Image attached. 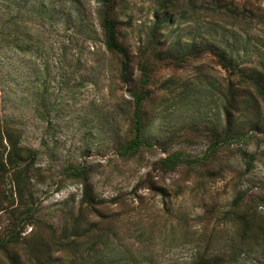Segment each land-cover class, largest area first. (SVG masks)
I'll return each instance as SVG.
<instances>
[{
	"label": "rangeland",
	"instance_id": "1",
	"mask_svg": "<svg viewBox=\"0 0 264 264\" xmlns=\"http://www.w3.org/2000/svg\"><path fill=\"white\" fill-rule=\"evenodd\" d=\"M168 1L113 0L118 38L131 57L133 81L124 84L119 56L105 50L100 34L94 38L90 32V22L100 31L99 0H76L86 19L81 34L72 27L71 0H0V125L13 127L21 146L35 153L31 190L38 221L62 229L75 219L88 228L100 220L81 208L82 184L67 174L69 166L81 165L95 197L104 203L98 208L104 221L117 224L122 249L139 242L142 231L150 246L149 264H190L194 246L173 239L182 234L173 228L175 216L203 217L204 203L226 204L237 192H247L249 202L264 212V101L258 98V115H250L253 88L212 52L195 49L171 61L164 48L174 37L188 48L201 38L214 39L221 48L237 40L235 47L244 49L240 54L263 70L264 0H224L239 12L260 8L258 19L238 24L209 16L204 0H196L194 7L188 0H172L171 7ZM167 7L178 18V34L169 36L173 24L151 33L155 14ZM141 62L149 76L144 134L153 146L126 158L117 148L130 137L129 89L140 85ZM229 88L244 95L247 108L230 110L244 136L216 146L215 132L227 120L223 94ZM177 151L189 158L214 153L204 166L160 169L157 161ZM7 182H0V190ZM202 221H190L187 229H201ZM225 243L215 242L217 247ZM241 264H264V251L254 249Z\"/></svg>",
	"mask_w": 264,
	"mask_h": 264
},
{
	"label": "trees",
	"instance_id": "2",
	"mask_svg": "<svg viewBox=\"0 0 264 264\" xmlns=\"http://www.w3.org/2000/svg\"><path fill=\"white\" fill-rule=\"evenodd\" d=\"M102 9L99 10V32L93 24L90 25V32L94 38L98 34L102 37V43L107 52L117 54L120 58V81L124 84H131L133 81L131 73V57L126 46L118 38L117 22L112 17L113 0H99ZM207 4L206 10L209 16L221 19L232 18L237 24L246 20L258 19L259 7L249 10H239L224 0H204ZM191 7H194L196 0H188ZM71 14L74 15L72 27L80 34L85 30V16L82 11L76 8V0H71ZM73 4V5H72ZM172 6L173 1H168ZM191 14H195L194 11ZM156 20L153 23L151 33L159 29L165 30L166 26L173 24L167 30L169 36L178 34V25L172 8H162L155 14ZM253 18V19H252ZM217 27V25H216ZM212 27L210 29H216ZM224 36V35H223ZM99 37V36H98ZM215 38L214 35H212ZM225 35L223 38L225 39ZM195 39L192 40L194 42ZM234 45H225L223 48L214 39L208 43L207 39L201 38L200 43H192L189 48L182 44L176 37L164 48V57L167 60H175L177 57L185 58L187 54L209 51L230 70L232 74L239 76L243 82L249 83L253 88L249 97L253 103L249 110L250 115H258L254 106L257 99L264 101V61H260V67L250 65L245 59L244 49H237ZM241 50V51H240ZM141 75L139 87L129 89V95L133 101L131 113L130 137L117 148L121 157L130 158L139 152L141 148H151L152 143L144 134V101L147 92L144 91L149 76L147 64L141 62ZM243 93L229 88L223 94L224 112L226 123L224 127L215 132L213 144L218 146L219 141L223 144L235 142L244 136L235 127L231 111L236 106L247 108L241 99ZM250 120V119H249ZM254 122L251 116L250 122ZM213 152L205 155L189 158L181 152H173L159 161L160 169L170 171L182 164L189 166H204L212 156ZM35 153L29 151L20 144V133H17L11 126L0 125V182H8L4 189L0 190V264H149L151 261L150 246L143 238L145 233H139V242L130 243L128 248L122 249L117 241V233L112 220H105L98 208L104 204L97 200L93 187L90 184L88 175L81 165H72L67 168L70 177L77 178L82 184L81 208L92 210L100 218L88 228L80 227L77 219L73 224H65L62 229L54 228L52 225L38 221V204L36 203L31 190V171L34 164ZM250 164L247 162L246 170ZM147 187V186H146ZM145 188V187H143ZM147 188L155 189L148 185ZM159 194L167 196L166 191L160 187ZM141 198V197H140ZM263 202V200L261 199ZM166 204L164 200L163 205ZM167 205V204H166ZM258 204L249 202L247 192H237L230 201L219 203L208 201L203 208L205 216L186 217L175 216V230L180 229L182 234H173V239L184 241L194 246V253L190 264H241L244 256H248L254 249L264 251V212L258 210ZM164 210H167L164 209ZM202 219L201 229L192 227L187 229L190 221ZM104 221V222H103ZM31 230L26 233L28 227ZM210 226V227H209ZM184 228V229H183ZM165 232V231H164ZM225 240L222 247H217L215 242ZM215 241V242H214ZM55 247V248H53ZM57 250V251H56Z\"/></svg>",
	"mask_w": 264,
	"mask_h": 264
}]
</instances>
